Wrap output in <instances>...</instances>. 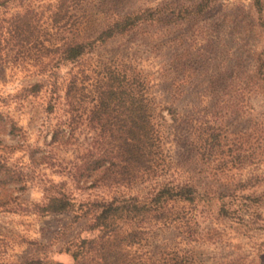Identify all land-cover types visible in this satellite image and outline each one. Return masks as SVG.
Instances as JSON below:
<instances>
[{"label":"rangeland","instance_id":"374dc122","mask_svg":"<svg viewBox=\"0 0 264 264\" xmlns=\"http://www.w3.org/2000/svg\"><path fill=\"white\" fill-rule=\"evenodd\" d=\"M143 11L153 20L77 63L59 60L65 44ZM112 66L140 80L163 166L107 187L81 167L96 136L93 92ZM72 77L83 107L61 101L48 113L50 85ZM53 134L64 143L50 144ZM166 182L200 198L173 207L169 224L124 227L136 235L118 246L119 264H264V0H0V264H103L91 251L72 256L99 235L86 204L143 199ZM58 193L73 207L41 212Z\"/></svg>","mask_w":264,"mask_h":264},{"label":"trees","instance_id":"16d2710c","mask_svg":"<svg viewBox=\"0 0 264 264\" xmlns=\"http://www.w3.org/2000/svg\"><path fill=\"white\" fill-rule=\"evenodd\" d=\"M153 18L154 13L149 11L128 15L108 26L93 40L65 44L59 48V60L70 64L77 63L91 53L97 43L104 44L111 37L128 32L136 23ZM78 84L75 77L65 85L58 81L53 82L49 90L53 98L48 113L61 101L76 111L83 107L84 97ZM96 86L97 90L93 92L94 104L88 117V123L96 136L87 151V158L81 167L82 172L88 173L87 178L97 172L96 181L107 187L143 180L145 175L154 176L159 171L158 167L163 166L160 137L155 124L148 117L149 108L143 104L145 93L140 89V80L130 71L112 66L103 72ZM39 89L40 85H35L29 91L37 92ZM76 117L71 112L68 125L78 121ZM58 137L53 134L50 144L56 143ZM61 141L64 143L65 140L61 138L58 142ZM198 198L200 197L194 186L166 182L143 199L120 196L87 203L88 213H94L90 229L97 231L99 235L90 240H82L78 245L80 251L72 256L77 260L80 253L82 255L91 251L103 264H119V260L125 256L117 249L118 246L122 249L121 244L131 245L136 235L125 231L124 227L143 219L169 224L173 220V207L180 203L193 204ZM71 207L73 202L65 194L58 193L50 195L40 209L46 214H59L69 211ZM226 211L222 206L220 212L223 216Z\"/></svg>","mask_w":264,"mask_h":264}]
</instances>
